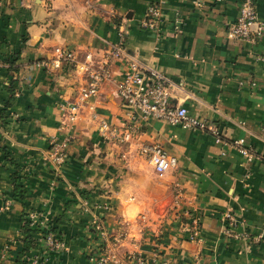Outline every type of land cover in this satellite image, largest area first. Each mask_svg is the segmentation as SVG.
Listing matches in <instances>:
<instances>
[{
    "label": "crops",
    "instance_id": "crops-1",
    "mask_svg": "<svg viewBox=\"0 0 264 264\" xmlns=\"http://www.w3.org/2000/svg\"><path fill=\"white\" fill-rule=\"evenodd\" d=\"M241 1L0 0V264H29L36 255L43 264H99L89 258L105 250L112 257L104 264H134L127 253L146 264H264V0H251L263 26L251 42L225 35ZM148 5L158 9L153 31L139 26ZM119 24L126 51L171 81L169 104L216 126L225 142L241 139L255 156L155 119H136L129 142H111L83 111L54 165L51 145L65 136L59 104L72 101L84 79L36 63L58 46L77 61H99L119 41ZM109 68L111 81L92 101L119 125L129 120L115 88L124 62ZM148 143L176 159L160 177L139 152ZM227 210L247 240L224 236ZM31 215L39 231L27 246L21 228ZM97 215L104 237L91 227ZM192 220L198 230L189 240ZM48 230L63 248L46 249Z\"/></svg>",
    "mask_w": 264,
    "mask_h": 264
},
{
    "label": "built area",
    "instance_id": "built-area-1",
    "mask_svg": "<svg viewBox=\"0 0 264 264\" xmlns=\"http://www.w3.org/2000/svg\"><path fill=\"white\" fill-rule=\"evenodd\" d=\"M157 22L158 9L153 5H148L139 26L153 31L157 26ZM252 26L255 27L253 31L251 30ZM262 28V23L256 18L251 0H242L238 5L237 16L227 26L225 35L228 39L251 42L261 34ZM124 35V28L122 24H119V41L107 49L99 61H92L90 55H86L83 61H77L72 50L58 46L53 48L52 56L49 59L36 63L47 69H58L67 66L72 71L79 73L84 79V83L77 89L73 100L59 104L60 109L63 110L60 128L65 132V136L61 141L53 142L51 145L50 158L54 165L63 162L66 156V145L72 139V127L83 111L87 112L90 120L96 122V130L100 137L111 142L119 144L129 142L135 132L134 123L136 119H155L162 120L168 125H179L182 128L208 133L213 137L214 142L228 143L247 160L255 156L253 150L243 145L241 139L225 142L216 126L188 115L185 107L181 105L169 104L171 81L159 71L147 66L136 56L127 52L124 46ZM116 59L122 60L125 67L121 79L115 83L116 94L124 107L125 116L127 114L129 119L126 121L125 117L119 125H113L101 118L95 112L92 101L98 94L100 87L111 81L109 66ZM139 152L146 157L153 172L158 177L175 166V157L166 153L157 143L140 144ZM137 219L143 220L144 215L139 214ZM35 220L34 215H31L29 224H37ZM221 222L225 237L244 241L248 239L244 232L235 230L236 226L241 225V221L237 219L233 212L225 211L222 214ZM91 227L100 237L106 235L98 215L91 218ZM197 230V222L192 220L188 235L189 240L196 238ZM41 239L48 250L64 247L63 241L49 230L41 236ZM111 257L109 250H105L99 258L90 257L89 260H96L99 264H104ZM125 258L134 264H146L145 259L138 254L127 253ZM29 264H43V261L36 255L29 260ZM160 264L166 263L163 261Z\"/></svg>",
    "mask_w": 264,
    "mask_h": 264
},
{
    "label": "trees",
    "instance_id": "trees-1",
    "mask_svg": "<svg viewBox=\"0 0 264 264\" xmlns=\"http://www.w3.org/2000/svg\"><path fill=\"white\" fill-rule=\"evenodd\" d=\"M9 63H12V61H10ZM21 230L23 233V240H25L27 246L29 245V241H31L33 234H35L37 231H39L36 226H30L27 221H25L23 223ZM44 233L45 232H42V234H44ZM28 239H29V241H28ZM26 240L28 241V243Z\"/></svg>",
    "mask_w": 264,
    "mask_h": 264
}]
</instances>
